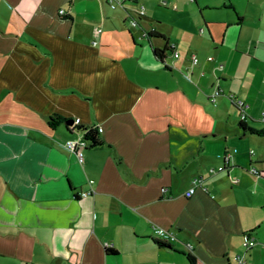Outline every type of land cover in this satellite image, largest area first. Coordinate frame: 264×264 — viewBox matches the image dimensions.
Segmentation results:
<instances>
[{"label": "crops", "instance_id": "obj_1", "mask_svg": "<svg viewBox=\"0 0 264 264\" xmlns=\"http://www.w3.org/2000/svg\"><path fill=\"white\" fill-rule=\"evenodd\" d=\"M106 1L0 0V264H264V136L230 103L264 127V0ZM160 1L198 16L155 28ZM219 64L252 81L212 102ZM77 126L103 130L82 164L63 149Z\"/></svg>", "mask_w": 264, "mask_h": 264}, {"label": "rangeland", "instance_id": "obj_2", "mask_svg": "<svg viewBox=\"0 0 264 264\" xmlns=\"http://www.w3.org/2000/svg\"><path fill=\"white\" fill-rule=\"evenodd\" d=\"M191 5L192 4H190V7L192 8ZM117 7L120 9L119 6H117ZM154 7H155V9H158L159 10V12L157 13V14H159V15H157V18L160 21L155 20L153 22V24H152L153 27L159 28L161 30L174 31L177 34L179 33L178 26H180V31H181V28H182L181 25L182 26L183 25H186V27H189L190 22H191V17L194 18L195 13L198 16L197 10H191V12L194 11V12H192V13H194L193 16L191 15V17H190L188 15V16H185V17L176 18L177 15L174 13V11L171 8L164 6V1H160L159 4H154ZM165 8H166V10H165ZM128 9L130 10L131 15L133 16V18H135L136 21H138L142 25L146 26V24L148 22H146L143 19H141V18L138 17V15L140 13H138V12L135 13L134 11H132V8H131L130 5L128 6ZM211 59H212V57L210 58V60ZM169 63H170V66L173 67V69H175V71L178 70L177 63H175V62H169ZM235 63L236 62H234L232 64L233 66H231V69H230L231 72L236 69V66L237 65H235ZM225 67H226V65L219 64L217 66V68L215 69V71H210V74H209L210 75V78L214 81V83H213L214 86L211 87V89H213L212 93L215 91L216 88L222 89L221 87H218L217 84H221V85H225L226 84L227 86L224 87L225 89H238L239 91H241V89H247L248 88L249 83L252 81V79L249 77V74L248 73L246 75H244V76L235 77L232 81H228V82L223 81V77L219 78L222 75L220 73H222V71H224L226 69ZM240 67H241V64H240ZM218 74H219V76H218ZM255 76H257V75H255ZM255 76H254V78H257L256 80H258L259 79L258 76L257 77H255ZM186 78L191 83H194L195 82V84L198 85V89H205L204 84L203 85L200 84L196 78H194V80L190 76H187ZM205 79L207 80V78H205ZM256 88H257V86H256ZM222 96H226V95L223 93ZM239 102H242V101H239ZM226 106H227V111L231 114L228 105H226ZM234 116H236V115L234 114ZM252 141H258V140H252ZM251 150H254V149L251 148ZM262 255L264 256V252H262Z\"/></svg>", "mask_w": 264, "mask_h": 264}, {"label": "built area", "instance_id": "obj_3", "mask_svg": "<svg viewBox=\"0 0 264 264\" xmlns=\"http://www.w3.org/2000/svg\"><path fill=\"white\" fill-rule=\"evenodd\" d=\"M137 0H107V4L109 6V8L111 10H114L117 6H122V4L124 2H136ZM60 14H63L62 11H60ZM140 15H142V12L140 13ZM128 24L131 28H133L136 24V21L131 19L128 21ZM97 33H100V30H97ZM173 57H177V53L174 52L173 53ZM210 60V59H209ZM197 58L195 56H192L191 58V64L192 66H196L197 65ZM221 94V92L216 91L213 93V95H211L210 100L212 102H214L215 98L217 96H219ZM235 106L237 107V109L240 111V120L241 121H246L247 118L245 116V112H246V108L247 106L239 101H234ZM262 121L264 122V113L262 114ZM71 129H74V126L71 125L70 127ZM95 130H97L98 133H102V128H95ZM89 133V129H86L84 132H80V136L75 139V140H68L64 143L63 145V149L73 155H75V157L77 158V161L79 164L83 163V158H84V151L89 147V144L86 142V140L84 139V136L86 134ZM225 161L228 162V157L225 158ZM255 173V171H253ZM197 184V180L193 181V186L191 189H189V191L186 193V197L189 198L191 197L194 192H195V186ZM166 192V189H161L160 193L164 194ZM82 196H85L86 194H81ZM155 234L160 237L165 243L171 244L174 243L176 241L175 237H173L172 235H170L168 232L164 231V230H156ZM258 244L254 242L253 239H251L250 237H245L244 238V248L246 250V252L252 250L255 246H257ZM260 247L262 249V251L264 252V244H260ZM235 264H248L245 260V255L243 256H238L235 260Z\"/></svg>", "mask_w": 264, "mask_h": 264}, {"label": "trees", "instance_id": "obj_4", "mask_svg": "<svg viewBox=\"0 0 264 264\" xmlns=\"http://www.w3.org/2000/svg\"><path fill=\"white\" fill-rule=\"evenodd\" d=\"M106 5H108L107 2H106ZM143 39H147L148 41L155 40V41H159L162 43V49L154 50V55L156 58L160 60V64L162 65L164 70L170 71V69L165 65V60L168 58L169 59L173 58V53L175 52L174 47L171 46L163 36H161L159 33L152 31V30L150 32L144 33ZM230 103H231L232 108L236 110V112L238 113V118H239L238 126L242 132V135L248 133L251 135L258 136V137H263L264 127L262 129H255V128L248 126L246 123L247 120L246 121L240 120V111L235 106L234 100L230 99ZM76 129L81 133L84 132L86 129H89V133L84 136V139L89 144V147H96L99 145L98 139H97L98 132L97 130H95L94 127L83 128V127L77 126Z\"/></svg>", "mask_w": 264, "mask_h": 264}, {"label": "water", "instance_id": "obj_5", "mask_svg": "<svg viewBox=\"0 0 264 264\" xmlns=\"http://www.w3.org/2000/svg\"><path fill=\"white\" fill-rule=\"evenodd\" d=\"M67 125H68V126H71V125H72V123H67Z\"/></svg>", "mask_w": 264, "mask_h": 264}, {"label": "clouds", "instance_id": "obj_6", "mask_svg": "<svg viewBox=\"0 0 264 264\" xmlns=\"http://www.w3.org/2000/svg\"><path fill=\"white\" fill-rule=\"evenodd\" d=\"M78 122V121H77Z\"/></svg>", "mask_w": 264, "mask_h": 264}]
</instances>
